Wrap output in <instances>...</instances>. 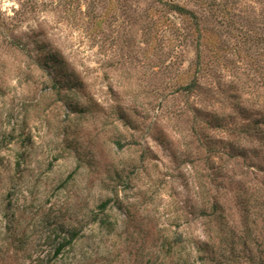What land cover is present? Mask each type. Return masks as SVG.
<instances>
[{
	"label": "rangeland",
	"instance_id": "obj_1",
	"mask_svg": "<svg viewBox=\"0 0 264 264\" xmlns=\"http://www.w3.org/2000/svg\"><path fill=\"white\" fill-rule=\"evenodd\" d=\"M263 114L264 0H0V264H264Z\"/></svg>",
	"mask_w": 264,
	"mask_h": 264
},
{
	"label": "trees",
	"instance_id": "obj_2",
	"mask_svg": "<svg viewBox=\"0 0 264 264\" xmlns=\"http://www.w3.org/2000/svg\"><path fill=\"white\" fill-rule=\"evenodd\" d=\"M166 5L169 7V9L175 11L176 13L192 18L194 22L196 21V16L191 10L184 8L183 6H180L178 4L171 3V2H166ZM193 86H194V83L191 82V84L189 83L185 86L186 87L185 89H192ZM214 118L217 122H219L221 119L218 116H214ZM243 132L247 134L248 136L255 134L257 137H259V139L264 141V114L259 118L251 119L250 123L243 130ZM215 204L213 206H214L215 211H217L218 208L216 210Z\"/></svg>",
	"mask_w": 264,
	"mask_h": 264
}]
</instances>
